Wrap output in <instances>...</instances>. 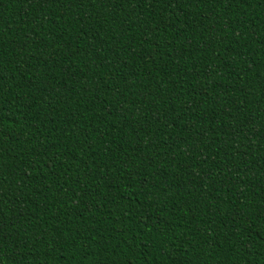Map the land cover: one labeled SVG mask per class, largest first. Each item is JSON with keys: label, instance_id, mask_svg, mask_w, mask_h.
<instances>
[{"label": "trees", "instance_id": "16d2710c", "mask_svg": "<svg viewBox=\"0 0 264 264\" xmlns=\"http://www.w3.org/2000/svg\"><path fill=\"white\" fill-rule=\"evenodd\" d=\"M0 264H264V0H0Z\"/></svg>", "mask_w": 264, "mask_h": 264}]
</instances>
